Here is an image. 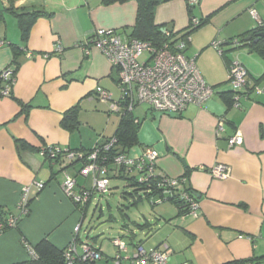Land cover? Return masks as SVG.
I'll use <instances>...</instances> for the list:
<instances>
[{"label":"crops","instance_id":"obj_1","mask_svg":"<svg viewBox=\"0 0 264 264\" xmlns=\"http://www.w3.org/2000/svg\"><path fill=\"white\" fill-rule=\"evenodd\" d=\"M190 1L161 2L155 22L178 38L192 17L199 19L201 24L191 32L185 53L195 58L208 84L221 86L203 105L191 104L180 115L137 105L133 115L140 122L138 144L129 152L138 156L146 146L158 149L157 171L188 180L197 193L198 215L181 213L175 202L154 195L149 198L153 218L141 213L129 221L134 226L125 227L130 238L123 234L125 230L119 235L126 238L130 253L139 243L149 250L167 243L172 249L169 264H264V93L242 98L239 107L229 105L222 95L232 90L222 86L228 81L232 59H239L250 78L264 84V56L250 45L235 48L230 43L254 31L264 32V1L198 0L193 5ZM0 4L5 10L14 6L17 12H43L27 40L11 11H5L0 25V39L5 41L0 46V71L13 70L10 93H0V207L18 213L23 188L31 186L29 214L0 233V264H16L31 258L26 244L33 248L47 239L65 249L75 226L82 223L83 227L95 196L85 210L79 209L62 189L63 169L77 177V191L90 188L91 178L78 174L79 163L65 167L47 158L41 147L57 144L64 151L86 152L115 135L120 116H112L111 101L100 100L96 88H105L118 100L117 71L98 48L87 54L83 46L102 28L132 37L138 0L111 5L102 0H0ZM252 9L263 22L262 28ZM215 41L226 53L221 55L214 48ZM59 42L62 53L55 52ZM246 47L247 54L242 50ZM77 105L80 125L69 130L62 120ZM221 120L223 128L219 129ZM237 132L243 141L231 147L229 140ZM21 141L27 145L21 147ZM217 164L228 167V177L213 176L212 167ZM35 182L45 187L40 190ZM81 233L82 229L80 242L85 241ZM91 242L104 254L98 240Z\"/></svg>","mask_w":264,"mask_h":264},{"label":"built area","instance_id":"obj_2","mask_svg":"<svg viewBox=\"0 0 264 264\" xmlns=\"http://www.w3.org/2000/svg\"><path fill=\"white\" fill-rule=\"evenodd\" d=\"M264 1V0H263ZM198 0H191L190 5L196 4ZM252 15L258 21V26H262L257 11L251 10ZM201 21L195 17L191 18V23L183 33L184 37H179L164 43L160 47L154 46L149 41L140 40L135 37H126L110 28L97 30L89 39L83 49L90 54L91 48H98L109 60L111 67L117 71L118 86L120 88V98L113 100L111 92L101 86H97L96 93L100 100L111 101V112L121 115L124 112H132L139 104L150 106L154 112L161 114L180 115L191 105H203L212 98L215 88L208 84L202 76L195 58L188 57L185 53L188 42L191 40L190 30L197 28ZM167 34H171L167 32ZM233 46L242 45L240 38H234L230 42ZM5 41L0 39V46ZM214 48L223 54L221 43L215 41ZM55 52L62 53L63 46L59 42L55 47ZM5 80V88L2 93H10V85L13 82V70L8 67L2 71ZM228 81L233 91V105L240 106L242 98H249L251 93H264V85L250 78L249 71L239 59H232L229 66ZM138 122L139 120L136 119ZM223 120L219 124V129L223 128ZM116 139H112L104 148H97L91 152L66 150L60 145L45 144L41 147L42 153L54 162L63 166L79 163L78 174L91 178L92 186L83 187L77 191V177L63 169L64 179L62 189L71 198L77 207L85 210L96 194H106L111 190V174L127 176L136 174L138 185L144 188L143 197L151 196L152 182L158 179L156 160L160 156V151L153 146H146L140 155L134 156L131 153H121L112 162L105 163L99 156L103 150H108ZM242 137L237 132L229 140L230 146L235 147L242 143ZM212 174L216 178H226L229 169L224 164H217L212 167ZM136 177V178H137ZM185 177L174 178L163 175L158 185L164 189L165 194L174 195L180 192V197L189 204L188 215L197 216L199 209L198 200L194 199L189 192L184 189ZM41 190L44 183L35 182ZM30 185L23 188L21 199L17 204L18 214L10 217L9 228L17 226L18 222L29 214L30 208ZM163 199V198H162ZM82 223L75 226L73 238L64 249L65 264H77L80 262H96L100 260L103 253L90 240H79ZM5 231V226L0 222V233ZM112 244L116 248L114 260L116 264H169L172 249L164 243L160 249L149 250L139 243L134 252L130 253L127 240L124 237L112 239ZM30 256L35 257L36 253L32 247L28 248ZM179 264H187L186 262Z\"/></svg>","mask_w":264,"mask_h":264},{"label":"trees","instance_id":"obj_3","mask_svg":"<svg viewBox=\"0 0 264 264\" xmlns=\"http://www.w3.org/2000/svg\"><path fill=\"white\" fill-rule=\"evenodd\" d=\"M16 1L17 0H11L12 3H15ZM128 1L129 0H102V2L105 5H111L115 3H126ZM163 1L165 0H138V11H137L136 23L132 29V37L144 41H149L156 47H160L164 43L170 42L171 40L176 38L175 34L172 33L167 34L165 31H163V29H166L165 26L158 25L155 22L156 7ZM5 11H11L16 15L19 22L22 38L24 40H27L32 25L34 24L36 19L43 13L42 11L39 10L17 12L14 10V6L12 8L10 7L5 10L0 4V25L5 20ZM260 28H262V26H260ZM195 29L196 28L190 30V33L193 32ZM255 34L256 31L252 32V35ZM184 36L185 34L184 35L182 34L180 37H184ZM238 38H240L241 41L243 42V44L239 46L250 45L253 49H255L261 55L264 56V37L260 38L257 43H255L253 40L246 41L247 36H241ZM239 46H235V48ZM18 51H19L18 47L14 45L15 55H18ZM224 53L226 52L223 50V54ZM4 83L6 82L2 76V71H0V93H2L3 89L5 88ZM233 94L234 93L232 90L222 93L223 97L227 100V103L229 105L233 104ZM79 108H80L79 105L74 106L70 110H68L64 115L62 124L69 130L78 129L80 125V121L78 118ZM119 116H120V121L117 130L115 132V135L103 141L102 143L98 144L93 149L86 151V152H91L97 148H104L105 145L108 144L112 139H116L115 143L108 150H103L99 156L100 160H105V163L112 162L114 158L121 153H130L129 152L130 148L138 144V131H139L140 122L136 121L137 118L133 115L132 112H124ZM20 145L21 147H25L27 144L26 142L21 141ZM158 173L161 176H159L156 181L152 182L151 196L159 195L160 198L163 199L168 198L177 204L181 213L187 214V212L189 211V204L180 197V192H175L174 195L165 194L164 189L158 185L159 180H161V178L165 174L160 172ZM122 177L127 178V180L125 181L126 187L138 185V177L136 174H132L129 176L124 174L122 175ZM184 189L187 192H189V194L194 199L198 200L197 193L189 185L188 180L184 184ZM143 190L144 188L138 185V188H136L132 193H129V195L135 199L134 200L135 203L139 201L138 198L140 200L143 199L141 198L143 192H145ZM147 198H150V196H147ZM17 214L18 213H16L15 209L0 207V222L4 224L5 230L9 228L8 221L10 220V217L16 216ZM26 246L28 248L30 247L28 244H26ZM33 249L36 253L35 257H31L28 261L16 263V264H65L64 249L57 248L47 239L41 240L37 245L33 247ZM239 263L240 262L236 261L227 264H239ZM77 264H95V262L84 261Z\"/></svg>","mask_w":264,"mask_h":264},{"label":"rangeland","instance_id":"obj_4","mask_svg":"<svg viewBox=\"0 0 264 264\" xmlns=\"http://www.w3.org/2000/svg\"><path fill=\"white\" fill-rule=\"evenodd\" d=\"M242 50L246 54L249 51L247 47L242 48ZM234 56L236 57V55L232 57ZM220 86H216L215 89ZM222 86L231 87L228 81ZM118 97L119 92L115 91V98ZM112 116L115 117V113H112ZM111 187L112 189L109 193L96 194L94 200L89 204L81 233L82 239H89L93 242L98 240V244L103 247L104 254L102 259L97 261V264H115L113 259H111L114 250L116 252L112 239L120 237L119 233L122 230H125L123 234L128 233L126 237L130 238L131 232L126 230L125 227L127 225L134 226V224L129 221H132L137 215L140 216L141 213H144L147 218H153L150 214L152 213V208L149 198H143L142 200L138 198L139 201L135 203V199L129 195V193L138 188V185L126 187L124 179H116L113 176ZM96 204H99V206L96 207ZM124 239L126 240V238Z\"/></svg>","mask_w":264,"mask_h":264},{"label":"water","instance_id":"obj_5","mask_svg":"<svg viewBox=\"0 0 264 264\" xmlns=\"http://www.w3.org/2000/svg\"><path fill=\"white\" fill-rule=\"evenodd\" d=\"M165 31V29H163ZM264 37V32H257L255 35H250L246 38V41H254L257 43L260 38Z\"/></svg>","mask_w":264,"mask_h":264}]
</instances>
